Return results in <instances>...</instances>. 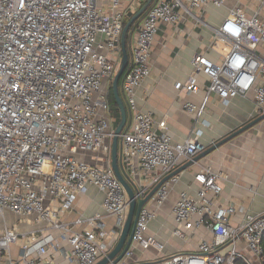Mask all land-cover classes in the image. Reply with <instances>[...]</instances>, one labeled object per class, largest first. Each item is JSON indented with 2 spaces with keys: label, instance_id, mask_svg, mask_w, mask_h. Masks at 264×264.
<instances>
[{
  "label": "built area",
  "instance_id": "obj_1",
  "mask_svg": "<svg viewBox=\"0 0 264 264\" xmlns=\"http://www.w3.org/2000/svg\"><path fill=\"white\" fill-rule=\"evenodd\" d=\"M144 2L0 0V217L5 220L11 211L20 222L45 223L39 235L5 225L0 262L8 254L10 264H43L51 251L63 250L69 264H95L123 229L129 195L112 168L116 117L109 86L120 65L125 22ZM226 3L154 0L137 25L132 64L121 84L130 122L119 135L120 169L134 182L137 201L206 149L204 129L197 124L209 126L201 118L212 95L225 104L252 96L264 107V21L239 6L230 7L218 24L205 20L210 7ZM188 19L212 35L208 48L193 54L188 80L176 83L177 89L202 96L200 103L185 105L196 121L192 135L174 143L155 127V114L140 108L136 91L152 73V47L162 27ZM178 179L179 174L166 180L143 206L132 244L115 264H142L130 261L135 248L165 250L150 223ZM228 179L222 169L202 167L195 175L196 194L179 193L171 209V235L186 243L197 240L195 249L143 264H264V211L241 214L243 208L220 202ZM91 185L105 196L104 213L63 222L61 214ZM108 216L115 218L113 230L106 228ZM46 228L61 231L67 248L55 232L45 234ZM19 243L13 258L12 246Z\"/></svg>",
  "mask_w": 264,
  "mask_h": 264
},
{
  "label": "crops",
  "instance_id": "obj_2",
  "mask_svg": "<svg viewBox=\"0 0 264 264\" xmlns=\"http://www.w3.org/2000/svg\"><path fill=\"white\" fill-rule=\"evenodd\" d=\"M234 6L243 8L248 15L258 12L264 21V0H227L226 6L219 9L210 7V9L219 13L217 17L220 22L229 8ZM210 9L209 13L211 14ZM189 20L193 21V24ZM201 26L203 25H196L192 19L185 20L175 26L164 25L152 47V73L136 91V99L140 108L155 114V127L159 131L169 134L174 143L184 141L192 135L196 124L195 118L187 112L185 105L189 101L200 103L202 93L193 94L185 89H177L176 83H184L188 80L193 70L191 64L193 54L196 51L206 50L210 45L208 41H210L212 32L209 29L207 38L206 33L201 31ZM126 107L128 109L127 104ZM260 108L262 107L256 106L252 96H238L230 103L225 104L217 95H212L206 112L201 118L206 119L209 126L197 124L204 129L202 141L206 148L256 118ZM129 122L130 112L128 109L127 124ZM78 157L92 160L94 156L93 153H79ZM205 166L222 169L229 175L224 192L219 199L225 206L233 204L238 210L243 208L241 214L244 211L252 214L264 211V121L232 141L226 142L208 156L179 173V179L172 187L169 199L158 213L157 218L150 223V232L155 233L159 240L166 243L165 250L159 252L155 248L147 250L135 248L133 257L130 259L132 263H152L173 253L195 249L197 240H194V243H186L171 235L174 227L171 209L179 193L188 191L189 194H196L199 185L195 181V175ZM139 177L140 174L136 177L137 181ZM130 183L132 187H135L133 181ZM104 198L103 192L97 187L89 186L86 193L78 196L73 208L61 214V220L71 223L79 216L87 217L97 212L104 213L102 207ZM8 212L11 211H6V213ZM18 217L16 225L10 226L5 219L4 226L18 228L26 235H39L40 230L45 229V223L28 224L20 222L21 217ZM111 219L112 217L108 216L104 220L108 230L115 228V221L114 219L111 221ZM52 231L46 228L45 234ZM53 232L59 237L61 247L67 248L66 242L60 238L61 231ZM121 232L122 230L115 239L110 240L107 252L102 253L99 260L115 248ZM199 233L204 235L205 231L201 230ZM20 243L12 246L11 255L13 258H16L20 253ZM7 255H4L0 264H10V257ZM43 264H69V260L63 250H53L47 255Z\"/></svg>",
  "mask_w": 264,
  "mask_h": 264
},
{
  "label": "water",
  "instance_id": "obj_3",
  "mask_svg": "<svg viewBox=\"0 0 264 264\" xmlns=\"http://www.w3.org/2000/svg\"><path fill=\"white\" fill-rule=\"evenodd\" d=\"M153 1L154 0L146 1V3L128 20L122 33V42H121L122 57L120 61V67L117 70L112 82L113 93L115 95L116 103L121 113V118L114 130L111 157H112V168L129 195V212L117 245L112 251L108 253V255L103 257L95 264H115L120 259H122V257L125 255V253L132 244L135 223L141 209L166 180L170 179L171 177L187 169L193 163L198 162L200 159L208 156L210 153L220 148L226 142L232 141L237 136L243 134L250 128L264 121V108H260L259 115L256 118L242 125L240 128L236 129L234 132L224 137L220 141L216 142L215 144L207 147L204 151L196 155L192 160L187 161L186 163H184L183 165L172 171L161 182H159L144 198H141L140 200L137 201L133 187L124 176L122 170L120 169L119 135L123 131V129L125 128L128 122V109L126 107L124 98L121 94V90L119 88V82L130 62V57L127 50V36L129 29L143 15V13L147 10V8L152 4Z\"/></svg>",
  "mask_w": 264,
  "mask_h": 264
},
{
  "label": "trees",
  "instance_id": "obj_4",
  "mask_svg": "<svg viewBox=\"0 0 264 264\" xmlns=\"http://www.w3.org/2000/svg\"><path fill=\"white\" fill-rule=\"evenodd\" d=\"M146 1L147 0H145L144 4L146 3ZM153 3H154V1L152 2V4ZM152 4L147 8V10L152 6ZM147 10L143 13V15L129 29L128 36H127V50H128V54H129V57H130V62H129V65H128L127 69L125 70L124 74L127 72V70L129 69V67L132 64V55H133L132 54V42H133L134 32H135V30L137 28L138 23L140 22L142 17L145 15ZM128 20L125 22V25L128 22ZM124 74L121 77L120 82H119V88L121 90L122 96H123V93H122V89H121V87H122L121 84H122V80H123ZM109 95H110V104H111V107H112L111 108V115L116 117V123H115V127H116L118 125L119 121H120L121 113H120V110H119V108L117 106V103H116L115 95L113 93L112 83L109 86ZM126 126H128V124H126ZM126 126H125V128H126Z\"/></svg>",
  "mask_w": 264,
  "mask_h": 264
},
{
  "label": "rangeland",
  "instance_id": "obj_5",
  "mask_svg": "<svg viewBox=\"0 0 264 264\" xmlns=\"http://www.w3.org/2000/svg\"><path fill=\"white\" fill-rule=\"evenodd\" d=\"M213 9H215V8H213ZM213 9H210L211 14L210 13L205 14V20H207L209 22L211 21V23H213V24H218L217 22H219V21H218L217 16H219V13L214 12ZM189 21H190V23L193 24V21H191V20H189ZM201 27H202L201 31L205 32L206 33L205 35L208 38L209 36L207 34L210 32V30L204 26H201ZM204 28H206V29H204ZM208 43L209 44L211 43V38H210V41H208ZM119 67H120V65H118V69H119ZM114 128H115V126H114ZM113 219L115 221V218H113V217H112L111 221H113ZM6 220H7L8 224L10 226H12V225H16V223L19 220V217L15 213L8 212V213H6ZM3 229H4V219H3V217H0V233L2 232Z\"/></svg>",
  "mask_w": 264,
  "mask_h": 264
}]
</instances>
